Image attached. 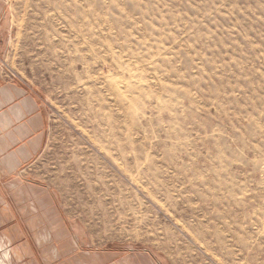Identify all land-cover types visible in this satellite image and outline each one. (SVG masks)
Returning a JSON list of instances; mask_svg holds the SVG:
<instances>
[{"label":"rangeland","instance_id":"obj_1","mask_svg":"<svg viewBox=\"0 0 264 264\" xmlns=\"http://www.w3.org/2000/svg\"><path fill=\"white\" fill-rule=\"evenodd\" d=\"M24 96L0 264H264V0H0V143Z\"/></svg>","mask_w":264,"mask_h":264},{"label":"crops","instance_id":"obj_2","mask_svg":"<svg viewBox=\"0 0 264 264\" xmlns=\"http://www.w3.org/2000/svg\"><path fill=\"white\" fill-rule=\"evenodd\" d=\"M23 100L25 103V112L26 114L29 113V119L24 121L28 125V129H29L28 132L27 133L23 132L20 137L16 136L13 140L10 135L7 138V133H5L4 135L5 140L4 142L0 143V152L8 151L9 154L11 152H14L15 153L14 160L16 162H22L24 159L34 156L41 149L43 143V131H44L43 127L45 123L43 111L40 108L38 102L33 97L24 96ZM27 101H30L28 107H26ZM18 103H15V105H17ZM1 115L4 116V118H2L4 126H5V117L7 118L8 115L11 119L10 121L11 126L17 124L16 120L21 118L17 110H13V112L6 110ZM16 128L17 126H15V129ZM23 140L26 141L24 144H23Z\"/></svg>","mask_w":264,"mask_h":264}]
</instances>
